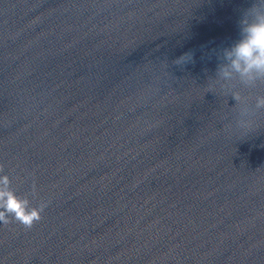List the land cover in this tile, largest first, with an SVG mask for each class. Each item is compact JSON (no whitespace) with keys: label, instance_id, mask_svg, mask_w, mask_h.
<instances>
[{"label":"clouds","instance_id":"obj_1","mask_svg":"<svg viewBox=\"0 0 264 264\" xmlns=\"http://www.w3.org/2000/svg\"><path fill=\"white\" fill-rule=\"evenodd\" d=\"M238 28V40L214 50L218 63L214 75L207 78V87L210 92H219L235 101L233 126L248 132L257 126L258 114L264 113V92L246 94L264 86V0H251L250 6L241 12ZM194 63L195 54L191 50L173 61L180 70ZM0 185V224L15 220L31 229L41 220L48 203L41 201L38 206H32L28 198L17 196L10 177L4 174L3 164H0Z\"/></svg>","mask_w":264,"mask_h":264}]
</instances>
